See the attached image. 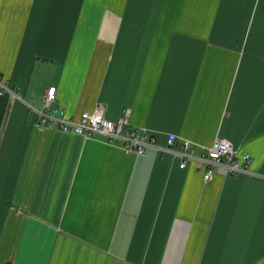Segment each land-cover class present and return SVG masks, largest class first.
I'll return each mask as SVG.
<instances>
[{"label": "crops", "instance_id": "crops-1", "mask_svg": "<svg viewBox=\"0 0 264 264\" xmlns=\"http://www.w3.org/2000/svg\"><path fill=\"white\" fill-rule=\"evenodd\" d=\"M0 74V264H264V0H0ZM51 86L257 174L41 125Z\"/></svg>", "mask_w": 264, "mask_h": 264}, {"label": "built area", "instance_id": "built-area-1", "mask_svg": "<svg viewBox=\"0 0 264 264\" xmlns=\"http://www.w3.org/2000/svg\"><path fill=\"white\" fill-rule=\"evenodd\" d=\"M5 95L13 100L25 101L22 91L0 74V97ZM55 102L56 86H51L41 107L30 104L32 113L37 115L41 125L87 137H102L107 143L120 145L128 153L142 155L154 149L158 153L171 154L179 158L181 168L195 162L205 183L213 181L218 171L231 176L257 174L251 167V154L240 153L226 137H217L212 144L203 146L198 152L191 140L181 139L174 132L167 135L166 144H159L154 133L132 126L126 115L116 120L108 117L103 103H97L91 110H83L78 116H69L66 109Z\"/></svg>", "mask_w": 264, "mask_h": 264}]
</instances>
